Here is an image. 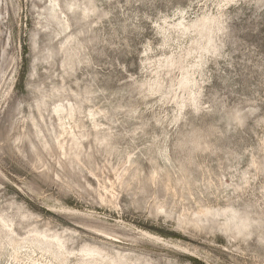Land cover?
Instances as JSON below:
<instances>
[{
	"label": "rangeland",
	"instance_id": "1",
	"mask_svg": "<svg viewBox=\"0 0 264 264\" xmlns=\"http://www.w3.org/2000/svg\"><path fill=\"white\" fill-rule=\"evenodd\" d=\"M0 264H264V0H0Z\"/></svg>",
	"mask_w": 264,
	"mask_h": 264
}]
</instances>
